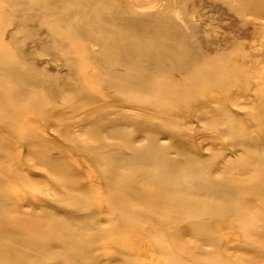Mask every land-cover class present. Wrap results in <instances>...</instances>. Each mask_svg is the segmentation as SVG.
Listing matches in <instances>:
<instances>
[{
    "label": "rangeland",
    "instance_id": "374dc122",
    "mask_svg": "<svg viewBox=\"0 0 264 264\" xmlns=\"http://www.w3.org/2000/svg\"><path fill=\"white\" fill-rule=\"evenodd\" d=\"M132 1L139 9L145 11L150 10V5L159 4L155 8L157 11L164 12L171 9L179 18L185 17L189 11H198V5L191 0ZM3 9L5 7L0 6V20L5 21L7 15ZM193 13L188 16L194 22L195 32H201V37L194 41V45H199L202 50L198 59H195L196 55L190 50L189 42H173L171 39L166 41L136 39L138 42L136 47L139 48L153 46L160 51L169 48L172 52L170 56L161 52L156 55L162 61L171 64L193 62L191 68L179 73L148 74L149 80L146 83L153 88L149 95L137 94L138 100L143 98L139 103L129 101L128 92L124 95L115 88L102 89L105 94L107 93V98L106 96L101 98V87L97 90L95 87L92 88L93 82L100 83L107 77L99 70L102 67L93 57L105 56L109 64L116 62L114 55L101 53L102 48L98 46L97 49L91 47L88 51L83 50L84 53L86 52L85 58L88 56L87 60L91 61L86 60L82 63L80 72L74 75L66 71L62 73L50 68L43 69L52 77L60 76L59 78L62 77L68 83L78 84L81 78L83 84L78 86L77 91L100 95L98 99L82 101L77 107L72 108L67 100L74 96L73 93H68L53 102L48 100L50 97L47 93L39 96L40 91L36 87L29 86H26V89L32 95L23 96L18 106L14 100H3L0 97V193L7 195L26 212L40 213L50 206L60 207L72 214L82 216L78 219H82L79 224L81 229H85L90 223L100 229L116 222L120 223L119 210L122 207L112 200V195L131 193L137 189L150 191L152 194L153 189L155 187L158 189L161 183L155 182L158 185H154L143 181L139 178L141 176L137 174V169L121 168L120 173L114 168L102 165L104 158H107L100 155L102 151L98 148L102 140H105L110 148L118 144L125 146L126 143L124 139L109 137L103 127L102 132L96 131L99 120L106 116L107 122L113 125L121 121L125 122V126H128L126 129L135 136L133 142L136 146L146 144L151 138L164 146L180 147L182 143H186L187 153L196 155L208 163L206 172L226 193H230L234 186L241 189L244 197L237 200L235 212L231 208L233 205L228 201L202 196L207 200L206 203L212 211L202 219L262 216L264 213V160L261 159V151L264 150V0H202V17ZM130 34L136 38L139 35L136 32ZM1 37L0 49L3 46L4 35ZM80 51L78 56L83 53ZM5 52L4 50L0 52V61H6ZM40 53L42 56L46 54L41 50ZM84 53L78 58L82 62ZM154 56L140 55L142 59L139 60L153 61ZM78 59L74 61L77 64L80 63ZM93 66L98 70L93 72ZM86 70L91 77L93 73L95 75L94 78L92 77L91 87L89 86L91 77H88L89 82L83 80ZM96 71L97 73L99 71V74H96ZM123 72L131 73L134 80L141 78L140 73L132 69L125 68ZM172 88L176 90L172 92ZM29 99L34 100L32 108L29 107L32 102ZM110 99L111 102H108ZM105 101L106 104H103ZM124 103H126L125 107ZM132 103L135 106H131ZM112 109L115 111L113 112ZM143 109L148 111L145 112ZM163 110L168 111L169 114L166 116ZM208 119H217L221 123L208 122L212 125L210 126L205 123ZM227 120L234 121L231 126L250 141L246 147H236L234 136L225 133L229 126ZM147 129L154 131L148 135ZM170 154L171 157L177 156L175 151ZM117 173H120L121 179ZM175 175L181 180L186 176L192 177L194 173L181 170ZM186 195L188 196L187 193ZM244 200L248 205L244 206ZM128 206L140 212L152 209L166 214H170L171 210L175 209L174 205L159 208L153 200L144 202L134 200L129 202ZM87 215L89 216L83 217ZM29 218H48L50 220H47L51 221V217ZM223 219L226 218H222V221ZM229 221L223 225L208 227L207 233L214 242L202 239V229L196 232L195 236L189 235L184 242L186 236L182 233L168 228L158 234L155 232L157 230H154L156 227L153 222H148L141 230L134 228L124 232L123 242L127 256H123L116 245L111 246L108 240L97 242L96 230L89 232L83 230V240L91 242L90 240L94 239L91 243L94 247H100L99 253L88 258L84 264H166L162 257L167 256L169 264H178L179 259H187L188 264H198L202 263V250L205 254L209 253L212 258L215 257L217 264H253L250 257L252 252L251 254L249 252L252 237L233 230ZM5 223L4 219L0 220V225ZM51 231L47 227L46 231L40 230L41 233H25L23 238L28 240L45 239L43 243H35L28 248L17 249L11 243L2 245L4 249L0 247V264H61L60 260H56L59 257L56 253L58 247L53 243V234H49L52 233ZM62 232V230L58 232L59 236H62ZM253 237L257 238L255 235ZM155 238L162 240L160 245H154ZM20 254L28 256V263L26 260L22 261ZM255 259L264 260V250Z\"/></svg>",
    "mask_w": 264,
    "mask_h": 264
},
{
    "label": "bare ground",
    "instance_id": "6f19581e",
    "mask_svg": "<svg viewBox=\"0 0 264 264\" xmlns=\"http://www.w3.org/2000/svg\"><path fill=\"white\" fill-rule=\"evenodd\" d=\"M191 1L198 5V11H189L187 12L188 14L182 18H179L171 9L165 10L164 12L157 11L155 8L159 6V4L150 5L149 11L141 10L132 0L0 1V6L5 7L3 10L7 15L5 21L0 20V34L1 36L4 35L2 41L3 46L0 52L2 53L3 50L6 51L4 55L7 58L5 62L0 61V97L3 100H14L18 106V102L22 101L23 96L32 95L31 92L26 89V86H29L36 87L40 91L38 93L39 96H42L43 93H47L50 97L48 100L53 102H56L57 99H61V97H65L68 93H73L74 96L67 100L68 105L72 108L77 107L82 101L88 102L98 99L100 96L99 94V96H95L94 93L86 94L84 91V93L77 91L78 86L83 84L81 78L78 80L79 82L76 81L78 84L75 82L68 83L66 80L62 79V77H52L50 73L43 70L50 68V70L66 71L68 74L74 75L80 72V66L88 59V56L85 58L86 52L84 53V51H88L91 47L97 49L96 47L98 46L102 48L101 53L105 55L106 53L114 55V57H116V62L109 64V60H107L105 56L93 57V59L95 58L94 61L99 63L102 67V69L99 70L107 77L106 80L100 83L98 81L93 82L94 86L91 85L92 88L95 87L97 90V88L101 87V98H104V96L107 98V93H104L105 89L115 88L122 91L121 93L124 95H127L126 92H128L129 95H127V99L139 103L143 98L138 100L139 97L137 94H143V96L149 95L148 93L153 88L146 83V81L149 80L148 74L152 72L179 73L184 69L191 68L193 62L189 61L186 63L171 64V62L162 61L157 58L156 55L161 52L166 56H170L172 52L169 48L164 51H160L159 48L153 46L139 48L136 47V43H138L136 39H151L153 41H166L167 39H171L173 42H189L191 44L190 50L196 55L195 59L201 56L202 50L198 47L199 45H194L196 38L198 39L201 37V32H195L196 27L193 25L194 22L188 15L194 12L202 17V0ZM168 6L166 5V7ZM177 7L181 9L180 6L177 5ZM116 8L120 9L117 10ZM131 32L138 33V37L132 36V34H130ZM40 50L46 54L42 56ZM80 50H84L83 62L78 59L83 54L78 56V51ZM147 54L155 55L152 59L153 61L139 60L142 59L139 57L140 55L146 56ZM75 59H78L77 61L78 63L80 61V63L77 64V62H74ZM89 60H87V62ZM85 64H83V66ZM95 68L93 66V72L94 70H98ZM125 68L140 73L141 78L134 80L133 77H131V73L123 72ZM85 72L88 73L87 70ZM85 72L83 74V80L87 82L89 80L88 77H91V75ZM96 74H99V71L98 73L96 71ZM94 76L93 73L92 77L94 78ZM92 77L90 78L89 86L92 83L91 81H93ZM86 86H88V84ZM87 90L88 89H86V92ZM175 90L176 88H172V92ZM111 100L112 99L108 100V102H111ZM33 102L34 100L30 103V108L34 107ZM121 103L122 102H120V104ZM103 104H106V101L105 103L103 102ZM125 104L126 103L123 105L124 107L126 106ZM22 105H24V103ZM132 105L133 103L131 106ZM86 109L85 111H87ZM148 109L146 111H148ZM119 110L120 109H118V111ZM66 111L68 110L66 109ZM143 111L145 110L143 109ZM163 113L166 116L169 114L168 111L164 110ZM208 122H213L214 124L221 123L217 119H208L205 123ZM226 123L229 126L225 133L229 136H234V145L236 147H246L250 141H247L244 135L240 134L231 126L234 121L227 120ZM210 126L212 125L210 124ZM102 127L105 128L106 131L104 132L107 133L109 137L124 139L126 141L125 146L118 144L116 147L110 148L109 145L106 144V141L102 140L98 147L102 151L100 155L107 157L102 161V165L114 168L120 173L121 171L119 169L121 168L137 169V174L141 176L139 178L143 181H148L154 185L161 183V186H159L158 189L155 187L152 194L150 191L147 192L137 189L131 193L112 195V200L119 204V207H122V209L119 210L121 222L113 223L111 226L102 229L97 228L95 224L92 223L86 226L85 229H81L79 224L82 222V219H78L82 216L72 214L60 207H54L56 208L54 209L47 206L40 213H33L32 211L26 212L21 209V207L17 206L7 195L0 193V217H3L1 219L6 221L5 224L0 225V247L6 243H11L17 249H23L35 243H43L44 238L28 240L23 237H25V233L28 232L39 233L40 230L43 229L46 231L48 227L52 230V233L49 232V234H53L54 236L53 243L58 247L56 253L59 257H57L56 260H60L61 264H84L88 258L99 253L98 249H100V247H94V244L91 243L94 242V239L90 240L91 242L83 240V230L88 232L96 230L95 239L97 242L104 241L103 239L106 241L108 240L111 246L116 245L123 256H127L126 247L123 242L124 232L134 228L141 230L148 222H153L156 227L154 230H157L155 232L158 234L163 233V230L173 228L175 231L182 233L183 236H186L184 242L189 235L195 236V233L202 229V239L214 242L210 234L207 233L208 227L223 225V223L232 218L233 221H229V224H231L233 230L248 235L250 238L252 237V245L249 244V246H251L249 252L250 254L252 252L250 257L253 260V264H264V260L255 259V257L259 256L260 252L264 250V213H262V216L257 217L237 216V219L233 217H229L230 219L228 217L202 219V217H206L204 215H210V212L212 213L209 205L206 203L207 200L202 198V196H212L215 197L216 200L223 202L228 201L233 205L231 208H233V212H235L237 200L244 197L241 194L240 188L234 186L231 188L230 193H226L224 189L221 188L222 186L215 183L206 172V165L208 163L196 155L187 153L188 147L186 143H182L180 147H173L172 145L164 146L156 139L151 138L146 144L136 146L133 142L135 136L126 129L128 126H125V122L121 121V123L113 125L107 122L106 116H103L102 119L99 120V126L96 131L98 133L102 132L101 130H104ZM153 131L152 129L146 130L148 135L152 134ZM94 149L96 150V148H93V150ZM172 151L176 152V157H171L172 155L170 152ZM256 154L253 155L256 156ZM261 159L264 160V150L261 151ZM181 170L194 173V175L192 177L186 176L180 180L176 178L175 174ZM120 173H117V175L121 179L122 176ZM134 200L139 202L153 200L156 201V205L159 208H166L169 205H174L175 209L171 210L170 214H166V212L162 211L155 212L152 211V209L140 212V210H133L130 208L131 206H128L129 202ZM103 202H105V200H103ZM245 202L244 200V206L245 204L248 205ZM88 216L89 215L83 217ZM29 217H51V221H48L50 220L48 218L47 220ZM222 218H226L227 220L223 219L222 221ZM102 222H104L103 218ZM61 230L63 231L62 236H59L58 232ZM249 233L251 234L249 235ZM254 235L257 236V238L253 237ZM161 242L162 240L157 238L154 239L155 246L160 245ZM2 249L4 248L2 247ZM68 251H71V253ZM19 256L22 258L23 262L26 260L28 263L29 259L26 254H20ZM167 257L162 258L165 259L164 262L166 264H169V259ZM178 261L180 262L178 264H188L187 259H179ZM198 264L217 263L215 257L212 258L209 253L205 254L202 250V263Z\"/></svg>",
    "mask_w": 264,
    "mask_h": 264
}]
</instances>
